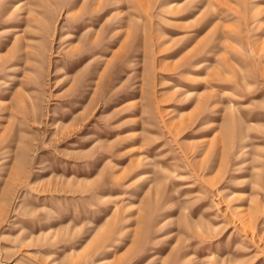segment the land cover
I'll return each mask as SVG.
<instances>
[{"label": "rangeland", "instance_id": "rangeland-1", "mask_svg": "<svg viewBox=\"0 0 264 264\" xmlns=\"http://www.w3.org/2000/svg\"><path fill=\"white\" fill-rule=\"evenodd\" d=\"M0 264H264V0H0Z\"/></svg>", "mask_w": 264, "mask_h": 264}]
</instances>
